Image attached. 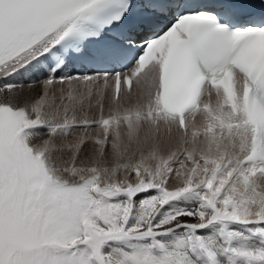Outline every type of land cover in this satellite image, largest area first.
I'll list each match as a JSON object with an SVG mask.
<instances>
[{"label":"snow or ice","instance_id":"snow-or-ice-1","mask_svg":"<svg viewBox=\"0 0 264 264\" xmlns=\"http://www.w3.org/2000/svg\"><path fill=\"white\" fill-rule=\"evenodd\" d=\"M0 264H264V0H0Z\"/></svg>","mask_w":264,"mask_h":264},{"label":"bare ground","instance_id":"bare-ground-1","mask_svg":"<svg viewBox=\"0 0 264 264\" xmlns=\"http://www.w3.org/2000/svg\"><path fill=\"white\" fill-rule=\"evenodd\" d=\"M197 120H199V117H197Z\"/></svg>","mask_w":264,"mask_h":264}]
</instances>
